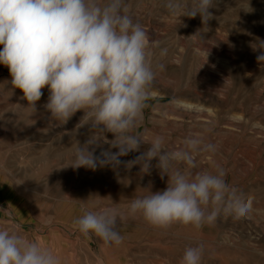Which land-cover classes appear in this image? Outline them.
<instances>
[{"label":"rangeland","instance_id":"obj_1","mask_svg":"<svg viewBox=\"0 0 264 264\" xmlns=\"http://www.w3.org/2000/svg\"><path fill=\"white\" fill-rule=\"evenodd\" d=\"M165 2L124 0L127 13L150 36L156 78L132 130L144 144L120 156L117 169L69 166L81 146L100 159L104 151L118 152L111 147L113 135L81 120L82 111L66 124L52 119L44 107L47 88L34 110L0 64V229L51 248L62 264H180L184 250L197 245L203 246L201 264H264V62L257 61L264 50L251 47L256 38L264 40V0H217L205 23L200 16L170 14ZM196 95L207 101H195ZM156 136L167 150L184 147L191 136L213 144L215 151L197 152L196 167L187 170H223L230 186L252 198L251 210L243 217L222 212L200 229H159L129 215L132 199L167 187L156 159L147 173L140 165L124 167ZM100 207L120 210L119 246L85 237L73 223L84 210Z\"/></svg>","mask_w":264,"mask_h":264},{"label":"clouds","instance_id":"obj_2","mask_svg":"<svg viewBox=\"0 0 264 264\" xmlns=\"http://www.w3.org/2000/svg\"><path fill=\"white\" fill-rule=\"evenodd\" d=\"M216 3L191 0L186 5L184 0H166L165 8L180 18L200 16L205 23ZM150 44L149 34L127 13L124 0H0V64L9 70L11 87L19 89L21 99L34 110L47 88L44 107L52 119L66 124L82 111L81 120L114 137L111 147L118 152L104 151L100 159L93 148L78 147L75 162L69 165L74 168L110 165L117 169L123 163L120 156L140 151L144 142L132 130L156 78ZM251 47L264 50V40L256 38ZM166 53L167 49H161V55ZM257 61L264 62V51ZM158 67L163 70L164 65ZM200 151L214 152L215 146L191 136L184 147L167 150L163 137L156 136L146 151L124 163L127 169L140 165L147 173L156 159L161 178L168 177L164 190L149 188L147 195L132 199L128 214L139 215L159 229L174 224L200 229L204 223H214L222 212L245 216L252 198L230 186L223 170L194 175L187 170L196 167L194 155ZM120 215L117 208L100 207L84 210L73 223L85 237L119 246L124 239L118 230ZM202 255V245L187 247L180 264H201ZM0 264H62V259L38 241L4 228L0 229Z\"/></svg>","mask_w":264,"mask_h":264},{"label":"bare ground","instance_id":"obj_3","mask_svg":"<svg viewBox=\"0 0 264 264\" xmlns=\"http://www.w3.org/2000/svg\"><path fill=\"white\" fill-rule=\"evenodd\" d=\"M153 86V85H152ZM151 86V87H152ZM154 87V86H153ZM166 88V87H165ZM195 93V92H194ZM193 93V94H194ZM190 95V94H189ZM203 96V98H204V95H202ZM195 97V96H194ZM208 97V96H207ZM206 97V98H207ZM213 97V96H212ZM189 98H192V97H189ZM203 98L202 97H200V95H196V98L194 99L195 101H198V102H204V101H207V100H203ZM206 98H204V99H206ZM213 99H215V98H213ZM217 99V98H216ZM209 100V99H208ZM218 100V99H217ZM216 100V101H217ZM181 102V101H180ZM220 102V101H219ZM210 103V102H209ZM214 103V102H213ZM213 103L211 104V105H213ZM189 104V103H188ZM198 104V103H197ZM186 105H187V103H186ZM198 105H200V104H198ZM205 106V105H204ZM215 106V105H214ZM196 107V106H195ZM191 109H193V108H191ZM199 109V108H198ZM203 110H204V108H203ZM188 111V110H187ZM191 111V110H190ZM194 111V110H193ZM189 112V111H188Z\"/></svg>","mask_w":264,"mask_h":264}]
</instances>
